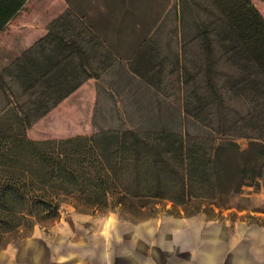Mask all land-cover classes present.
<instances>
[{
	"label": "trees",
	"instance_id": "16d2710c",
	"mask_svg": "<svg viewBox=\"0 0 264 264\" xmlns=\"http://www.w3.org/2000/svg\"><path fill=\"white\" fill-rule=\"evenodd\" d=\"M27 2L0 0V33ZM214 2L218 13L201 25L205 63H196L194 71L182 66L183 112L210 134L114 129L60 138L28 135L85 79L98 78L111 57L68 9L0 65L6 93L0 109V246L35 220L58 218L67 199L93 212H141L150 200L183 207L241 189L248 168L235 162L222 176L220 161L224 152L243 153L239 138L264 154V15L252 0Z\"/></svg>",
	"mask_w": 264,
	"mask_h": 264
},
{
	"label": "rangeland",
	"instance_id": "374dc122",
	"mask_svg": "<svg viewBox=\"0 0 264 264\" xmlns=\"http://www.w3.org/2000/svg\"><path fill=\"white\" fill-rule=\"evenodd\" d=\"M86 1L28 0L25 8L11 23L29 24L33 26L29 30L36 29L45 33L50 20L66 9L84 20V13L79 10L76 12L73 6L84 11ZM252 2L260 14L264 15V0ZM90 12L97 13L106 21V28L109 27L105 31L106 44L98 36L111 55L110 58H105L106 70L100 71L96 79H85L79 90L34 123L27 134L60 138L114 129L210 134L204 126L183 112L182 81L183 67L194 71L196 63H205L201 25L218 13L214 0H98L96 7ZM13 31L11 25L0 33V65L21 52ZM100 59L97 56L96 62L91 66L98 67ZM5 94L0 89V109L6 103ZM233 104H236L235 101ZM236 142L243 153L222 154V176L235 169V162H240L248 168L247 179L259 176L264 180L262 149L249 139L239 138ZM240 192L241 189L238 192L223 193L214 201H193L183 207L175 206L167 200H150L141 208L142 213L108 208L97 211L96 217L111 215L120 219L139 220L150 215L184 216L203 210L209 212L214 211L216 206L224 208L231 205ZM61 204L62 219L66 226L71 227L76 224L71 217L75 213L76 204L70 199ZM79 210L93 212L87 207ZM53 220H35L32 228L28 230L24 227L19 234L27 235L35 226L49 228L54 224ZM88 223L94 224L97 230L100 221ZM4 241L5 239L1 245Z\"/></svg>",
	"mask_w": 264,
	"mask_h": 264
},
{
	"label": "crops",
	"instance_id": "0c3cea01",
	"mask_svg": "<svg viewBox=\"0 0 264 264\" xmlns=\"http://www.w3.org/2000/svg\"><path fill=\"white\" fill-rule=\"evenodd\" d=\"M97 1L87 0L84 11L73 7L106 44L109 27L90 12ZM11 25L21 51L44 34L29 24ZM243 183L231 205L184 216L129 220L75 208L71 227L59 214L49 228L6 238L0 264H264V180ZM94 220L100 221L97 230L88 223Z\"/></svg>",
	"mask_w": 264,
	"mask_h": 264
}]
</instances>
